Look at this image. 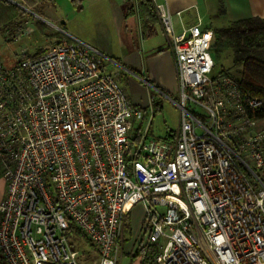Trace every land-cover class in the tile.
<instances>
[{
	"label": "built area",
	"instance_id": "1",
	"mask_svg": "<svg viewBox=\"0 0 264 264\" xmlns=\"http://www.w3.org/2000/svg\"><path fill=\"white\" fill-rule=\"evenodd\" d=\"M151 1L177 78L178 100L149 84L150 107L158 95L179 109L168 139L149 136L152 115L108 69L120 65L90 45L63 36L34 56L0 54L2 264H118L136 204L148 264H264L262 102L215 70L212 30L176 34L165 1Z\"/></svg>",
	"mask_w": 264,
	"mask_h": 264
},
{
	"label": "crops",
	"instance_id": "2",
	"mask_svg": "<svg viewBox=\"0 0 264 264\" xmlns=\"http://www.w3.org/2000/svg\"><path fill=\"white\" fill-rule=\"evenodd\" d=\"M7 1L23 3L22 0ZM164 1L172 14L176 34L197 23L213 30L245 18L264 19V0ZM124 4L125 0H81V8L76 10L70 0H44L37 4L36 13L54 27L61 25L59 29L67 38L90 45L114 59L120 65L114 67L119 75L117 79L123 83L130 101L135 106L148 105L151 108L149 84L166 95L176 89L173 54L160 24L156 25L154 35L142 38L137 16H125ZM113 43L116 44L115 50L111 47ZM1 184L0 198L5 192L4 180ZM128 215L130 233L139 234L142 207H138L132 218L130 212Z\"/></svg>",
	"mask_w": 264,
	"mask_h": 264
},
{
	"label": "rangeland",
	"instance_id": "3",
	"mask_svg": "<svg viewBox=\"0 0 264 264\" xmlns=\"http://www.w3.org/2000/svg\"><path fill=\"white\" fill-rule=\"evenodd\" d=\"M17 5V4H15ZM37 5L33 9H29L24 5H17L19 8L18 15L12 19L7 25H0V54L6 62L14 61L19 59L22 55H32L38 51L43 46L50 44L54 41L59 40L64 36V33L58 27H54L50 23L44 22L40 19L36 13ZM39 22L38 29L36 23ZM22 25V27H20ZM10 30L15 32L14 36L18 37L17 41H7L5 32ZM26 31L27 34H23ZM112 49H116V44H112ZM219 58H216V53L213 52V57L215 61V70L219 71L222 69H227L234 77H240V65H234L232 61V51L224 50L219 54ZM115 66H108V69L116 76ZM118 80V79H117ZM121 82V81H120ZM123 87V83H120ZM154 87V86H153ZM125 89V88H124ZM153 89V88H151ZM153 91H155L153 89ZM155 94V93H154ZM169 97L174 100H178L177 86L175 91L169 93ZM157 100L161 104V109L155 114L152 113L148 105H142L141 108H146L147 113L151 116V121L149 124V136L153 138H165L168 133L175 131L179 125V109L176 105L165 96H158ZM148 107V108H147ZM146 121H142V129H144ZM134 125H136L134 123ZM3 178L0 175V188L2 186L1 182ZM140 204H136L130 208L131 218L136 214V211ZM140 211V208H139ZM129 214V213H128ZM128 215H126L124 228L119 241V251H118V264H139L140 257H134L137 246L140 243L141 247L147 248L142 245L145 234L140 230L139 234L126 233V222H128ZM132 225V219H131ZM69 239L73 246L80 249L84 254L90 253L87 256V262H91L95 259V253L93 248L88 243V241L81 235L76 229L71 230ZM139 246V247H140Z\"/></svg>",
	"mask_w": 264,
	"mask_h": 264
},
{
	"label": "trees",
	"instance_id": "4",
	"mask_svg": "<svg viewBox=\"0 0 264 264\" xmlns=\"http://www.w3.org/2000/svg\"><path fill=\"white\" fill-rule=\"evenodd\" d=\"M43 1L44 0H22V5L29 9H33L35 5ZM70 2L76 10L81 8V0H70ZM124 5L125 16L132 14L137 16L142 38H148L154 35L155 27L158 25L159 20L152 1L125 0ZM18 11L19 8L14 3L7 0H0V25H7L12 22V19L18 15ZM38 26L39 22L36 23L37 29ZM212 32L214 36V43L211 48L212 54L215 52L216 58H219V54L222 51H232L233 64L240 65L241 67L240 77L237 78L240 88L243 93L257 98L262 102V106L257 115L264 116V19L260 17H250L236 20L225 27L213 28ZM39 51L40 49L28 56H34L38 54ZM219 71L231 74L227 69L221 68ZM154 93L155 92L150 88L151 97L154 96ZM160 109L161 104L157 99H154L151 102L152 113L155 114L159 112ZM142 111L146 112V109H142ZM171 133H168L167 136L162 139H168ZM73 229H76L79 234L84 237L83 233L72 224H70L66 232L68 237ZM125 229L126 233H130L128 222H126ZM138 244L134 257H140L139 264H148L146 248L141 247L140 243ZM0 264H2L1 261Z\"/></svg>",
	"mask_w": 264,
	"mask_h": 264
}]
</instances>
